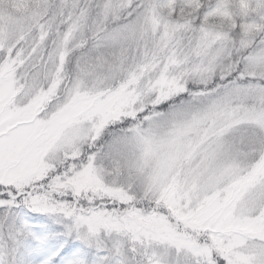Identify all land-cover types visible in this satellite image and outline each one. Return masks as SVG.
Wrapping results in <instances>:
<instances>
[{
    "label": "rangeland",
    "instance_id": "obj_1",
    "mask_svg": "<svg viewBox=\"0 0 264 264\" xmlns=\"http://www.w3.org/2000/svg\"><path fill=\"white\" fill-rule=\"evenodd\" d=\"M74 1L0 0V264H264V0Z\"/></svg>",
    "mask_w": 264,
    "mask_h": 264
},
{
    "label": "trees",
    "instance_id": "obj_2",
    "mask_svg": "<svg viewBox=\"0 0 264 264\" xmlns=\"http://www.w3.org/2000/svg\"><path fill=\"white\" fill-rule=\"evenodd\" d=\"M69 3V8H65L63 9V11H61L63 14H68L72 5V2H75L74 0H67ZM102 1L105 2L104 0H95V2H91L90 0H80L79 3V7L77 9H72L73 15H74V20L76 19H82V31L86 32L87 34L92 33L93 28H94V24L96 23V20L98 19V17L100 16V3ZM236 4H233L231 1L229 2V6L228 8V13L231 14V17H228V13L225 15V17L222 19L221 17L218 18V16L215 15H209L207 14H203L202 10L205 9V3L207 2V0H191V2H193L192 4H194L195 6L200 5V9H201V14L200 17H198V22H203V18L204 19H209L212 20L214 22V20H221L222 22H227V24L230 25V35L232 37L239 36V34H242L241 30V24L243 23V20L240 19L242 16V13L245 11H251L254 7H255V3L256 0H236ZM50 2V8L48 9V14L46 16V18H50L53 17V14H55L56 12H58V7L61 3H63V0L61 2H59V0H49ZM101 4V5H102ZM186 9V7H182L180 6L179 8H177L175 10V13L177 11H184ZM189 10V9H188ZM192 10H190L191 12ZM230 11V12H229ZM117 19L114 20L116 18V16L114 17L113 20L107 18V20L105 21V29H110L114 26H116L119 23H122L121 21H124L123 19H125V14L124 11L119 10V13H117ZM207 15V16H206ZM203 17V18H202ZM112 21V22H111ZM118 21H120L119 23H117ZM211 21V22H212ZM111 23V24H109ZM108 29V30H109ZM89 47L86 46V48H83L81 51L82 52H89ZM124 127V123L118 122L115 124L110 125L106 130H105V135L109 136L111 132H117L122 130Z\"/></svg>",
    "mask_w": 264,
    "mask_h": 264
}]
</instances>
